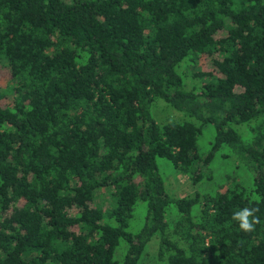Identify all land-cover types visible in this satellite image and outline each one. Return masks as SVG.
Listing matches in <instances>:
<instances>
[{
  "label": "trees",
  "instance_id": "1",
  "mask_svg": "<svg viewBox=\"0 0 264 264\" xmlns=\"http://www.w3.org/2000/svg\"><path fill=\"white\" fill-rule=\"evenodd\" d=\"M203 57L218 75L188 88L184 67ZM2 65L0 264H140L155 236L167 264H264V0H0ZM158 99L183 117L159 122ZM224 146L249 184L167 191L159 157L196 184ZM246 206L252 233L232 220Z\"/></svg>",
  "mask_w": 264,
  "mask_h": 264
},
{
  "label": "rangeland",
  "instance_id": "2",
  "mask_svg": "<svg viewBox=\"0 0 264 264\" xmlns=\"http://www.w3.org/2000/svg\"><path fill=\"white\" fill-rule=\"evenodd\" d=\"M198 72L213 73L218 75V71L215 68L211 59L203 57L199 61V65L192 66L186 65L184 67V73L186 75V82L188 88H193L196 85L201 83L199 78H195L194 74ZM12 83V77L10 72V67L8 65L0 66V91H5L10 87ZM154 116L159 122H165L168 120H175L182 118V114L173 109L168 103L164 100L158 99L154 103V108L152 110ZM248 124L235 125V128L243 136L244 139H247L245 134V127ZM215 140V128L212 124H206L203 126L201 135L198 139V147L202 156H205L210 148L213 146ZM159 171L162 174L167 191L171 194L183 197L192 195L195 193L200 194H215L218 189H220V184L227 182L228 179H236L246 184L250 183L251 173L248 167L240 162L238 157L235 154H232V150L224 146L216 154L212 163L210 164L207 173H211L208 177H205L199 183L194 184L188 176L177 172L171 161L159 157L157 159ZM226 188V187H225ZM221 187L220 191H223ZM98 201L101 204H104L105 208L109 206L110 195L109 191H103L98 196ZM147 213L146 203L138 202L136 209L134 211L133 219L130 222L129 230L137 232L140 230L144 224L145 215ZM170 217L176 214V209L171 206ZM159 238L155 236L147 245L145 254L143 255L140 264H167L166 261L160 259L159 256ZM127 252V243L122 240L120 245L116 250L115 257L119 260H122Z\"/></svg>",
  "mask_w": 264,
  "mask_h": 264
},
{
  "label": "clouds",
  "instance_id": "3",
  "mask_svg": "<svg viewBox=\"0 0 264 264\" xmlns=\"http://www.w3.org/2000/svg\"><path fill=\"white\" fill-rule=\"evenodd\" d=\"M259 209L256 207H243L233 212L232 220L235 221L243 233H252L260 223L257 215Z\"/></svg>",
  "mask_w": 264,
  "mask_h": 264
}]
</instances>
